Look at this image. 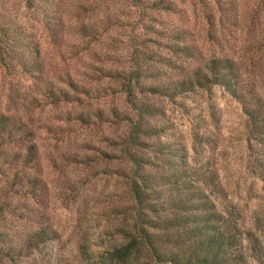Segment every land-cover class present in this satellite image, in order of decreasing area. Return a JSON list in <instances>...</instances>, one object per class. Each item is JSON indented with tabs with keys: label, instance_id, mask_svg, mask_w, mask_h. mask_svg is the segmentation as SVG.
Listing matches in <instances>:
<instances>
[{
	"label": "rangeland",
	"instance_id": "obj_1",
	"mask_svg": "<svg viewBox=\"0 0 264 264\" xmlns=\"http://www.w3.org/2000/svg\"><path fill=\"white\" fill-rule=\"evenodd\" d=\"M150 1L57 0L60 18L51 32L39 9L24 0H0V12L37 41L43 75L67 71L89 89L72 102H43L37 78L20 72L16 62L9 70L0 65V109L22 115L36 147L29 166L0 160V227L48 225L58 233L18 258L0 255V264H47L49 258L52 264H171L146 250L124 262L110 257L112 246L134 233L137 211L125 175L132 163L121 151L132 121L163 127L160 136L138 133L147 144L130 145L132 151L157 164L158 156L184 160L198 175H213L215 207L240 238V260L233 264H264V183L258 176L264 145L248 144L238 100L216 83L172 96L136 89V98L157 108L144 117L135 114L120 87L135 62L138 81L148 84L175 78L200 57L226 55L264 104V0H169L171 9L151 7ZM171 30H182L183 39L172 38ZM175 42L190 44L200 57L176 52ZM149 70L160 73L150 76ZM115 109L127 119L115 116ZM66 110L81 111L86 119L68 118ZM158 138L175 153H156L150 144ZM150 167L158 169L145 168ZM19 168L38 177V185L15 181Z\"/></svg>",
	"mask_w": 264,
	"mask_h": 264
},
{
	"label": "trees",
	"instance_id": "obj_2",
	"mask_svg": "<svg viewBox=\"0 0 264 264\" xmlns=\"http://www.w3.org/2000/svg\"><path fill=\"white\" fill-rule=\"evenodd\" d=\"M24 1L28 7L39 9L51 32L57 29L56 23L60 18L55 10L57 0ZM149 6L171 9V2L151 0ZM77 26L80 31H85V34H88L86 31L90 32L85 30L82 24ZM169 33L177 40L184 37L182 30H171ZM173 49L191 58L199 56L188 43L175 42ZM147 56L153 58L150 54ZM200 58V63L188 69L179 68L180 74L175 78L148 84L138 81L140 72L135 62L136 68L129 70L125 80L120 82L126 102L137 116L145 117L157 113V108L146 100L136 98V89L140 92L172 96L195 86L220 84L240 103L248 125V144L251 145L252 142L263 147L264 104L258 93L253 87L248 88L243 84L237 64L231 57L210 55ZM13 62L17 63L20 72L37 78L35 88L39 90L43 102H72L78 98L77 93L89 92V89L82 86L67 71L44 76V62L37 41L19 23L0 12V65L9 70ZM148 73L155 76L160 71L149 70ZM103 75L113 76L107 71ZM31 98L36 101L35 96ZM112 113L120 119H127L124 112L121 114L115 109ZM65 114L68 118L86 119L81 111L71 113L66 110ZM96 115L100 116L99 112ZM132 123V129L122 138L121 151L132 163L128 174L125 175L129 178L128 188L134 202L132 206L137 211L132 224L134 233L130 234L126 241L112 246L109 250L110 257L124 262L131 254L146 250L158 261H168L171 264L238 262L240 256L236 253L239 250L240 238L233 228L223 224L222 215L215 207L212 198L215 187L213 175L203 171L198 175L196 168L184 163V160L178 163L167 156H158L160 163L157 164L152 163L150 158L132 151L130 145L147 144L138 138V133L160 136L163 131L161 125H138L133 121ZM32 135L33 130L22 115L15 110L0 109V160L11 162L13 165L19 162L22 167L29 166L36 151L35 143L31 140ZM150 145L158 154L175 153L168 147L167 140L158 138ZM258 153L264 155L263 152ZM153 165L158 169L145 168ZM13 176L20 184L38 185V177L25 170L20 173V168ZM258 176L264 183L263 165L258 170ZM57 236L56 229L48 225H38L25 231L5 225L0 227V255L8 259L18 258L33 249H39ZM51 262L50 258L46 259L47 264H52Z\"/></svg>",
	"mask_w": 264,
	"mask_h": 264
}]
</instances>
